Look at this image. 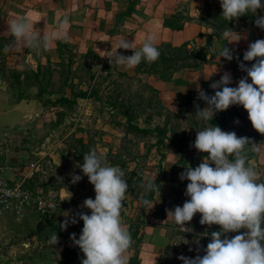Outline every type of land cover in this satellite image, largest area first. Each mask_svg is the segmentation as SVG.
I'll list each match as a JSON object with an SVG mask.
<instances>
[{
	"label": "rangeland",
	"instance_id": "374dc122",
	"mask_svg": "<svg viewBox=\"0 0 264 264\" xmlns=\"http://www.w3.org/2000/svg\"><path fill=\"white\" fill-rule=\"evenodd\" d=\"M2 1L0 0V15ZM257 15L264 16V10H258ZM242 17L255 23L256 17L251 13ZM211 19L215 18L211 16ZM55 47L47 48L46 53L41 48H32V51L39 52L46 61L47 53L53 52ZM0 54V163L9 166L10 177L27 175L29 188L44 189L54 201L53 208L47 211L34 202L0 211V264H61L65 247L75 245L71 233H75L77 239L82 234L76 232L84 226L78 213L91 214L90 209L83 207L84 200L95 199L96 196L94 185L79 167L83 163L84 154L93 148L105 155L107 164L118 166L125 172L124 178L129 190L121 214L124 224L137 220L151 222L153 216L161 213L163 208L177 204L181 187L174 172L169 169L171 158L167 157L166 151V146L169 147L171 143L169 139L166 138L164 145L157 147L154 145L157 132L144 135L134 130L128 131L125 122L119 123L121 117L112 113L103 101L94 97H78L74 103L59 101L52 104L44 102L47 93L37 95L39 88L35 86L26 83L14 87L9 85L6 78L12 68L16 66L24 70L25 64L36 66L37 62L26 49L10 52L1 50ZM229 61L232 63L233 59ZM240 63L247 64L242 59L235 70L240 69ZM100 65L98 63L96 66L97 73L101 72ZM2 74L5 77L1 78ZM59 83L57 80L56 86ZM108 85L109 79L102 82L100 89L103 94L109 89ZM137 85L132 80L131 92L136 90ZM214 94L215 92L212 93ZM180 98L174 104L175 109L167 105L164 98L163 102L178 113ZM182 103V113L170 118L168 135L173 131L197 135V131L202 130L207 123L204 121L203 124L202 119L196 116L198 96L192 95L190 102L183 98ZM191 104H194L195 109L191 110ZM202 104L203 108L207 107L204 100ZM216 114L221 116V112ZM146 115L147 113H142L139 118L142 125L146 124ZM164 122L165 116L155 114L148 125L154 127L157 123ZM246 131L251 135L253 143L263 142L264 134L253 127ZM238 136L245 137V134ZM195 150V147H189L180 159L184 172L186 167L195 168L203 162L204 158L196 159ZM246 152L249 159L255 155L250 145ZM253 165L262 176L261 164ZM74 175H79L82 179L73 183ZM146 177L149 180L156 177L158 191H146ZM143 199H149L154 205L153 208L148 210ZM73 219L78 222L72 223ZM200 219L201 217L195 215L183 228L179 225L172 226L170 232L177 246L170 243L164 257L168 260H159V264H184L179 259L180 256L194 259L200 255L196 250L197 246L203 245L206 242L204 237L207 236V226L201 225ZM65 221L68 222L66 229L61 227ZM55 225L70 233L56 234L59 242L52 245L49 237L53 235ZM243 231L245 230L242 229L241 232ZM70 254L73 257L71 264H81L82 259L86 258L78 246Z\"/></svg>",
	"mask_w": 264,
	"mask_h": 264
},
{
	"label": "clouds",
	"instance_id": "9594fccd",
	"mask_svg": "<svg viewBox=\"0 0 264 264\" xmlns=\"http://www.w3.org/2000/svg\"><path fill=\"white\" fill-rule=\"evenodd\" d=\"M220 3L222 17L226 20L231 22L251 13L256 17V26L264 29V16L257 15L258 10H264L262 0H220ZM8 24V32L15 41L37 50L49 46L50 38L34 32L31 21L15 20ZM68 24L69 20L63 19L58 25L60 32ZM223 37L232 38V29L225 30ZM239 40L232 38L229 43ZM120 48L131 49L134 54H119L117 49ZM219 55L233 59V53L227 46ZM159 57L158 42L152 34L145 38L139 50L135 41L121 39L113 56H109L111 64L115 61L127 69L138 66L142 61L155 62ZM243 60L254 63L251 67L240 63V69L247 76L239 80L238 87L228 86L232 77L227 72L211 84L216 89L214 95H207L197 86L198 98L204 100L207 107L201 109L197 105L196 116L209 121L217 112L241 105L248 112L253 128L264 134V39L251 43L243 54ZM249 145L256 151L260 150V146L249 138L239 137L234 131H224L219 126L210 125L197 131L193 146L208 155L199 166L186 167V171L181 173V180L190 181L185 193L190 199L182 207L168 210V218L183 228L200 213L201 225H218L220 230L211 232L205 255H197L194 259L180 256L184 264H264V182H259L261 174L249 160L246 152ZM79 167L94 185L96 193L95 199L87 198L83 202V207L90 209L91 214L78 213L84 225L82 234L79 239L75 233L71 235L74 244L86 257L81 264H128L127 253L133 241L121 218L129 190L125 172L118 166L107 164L105 155L96 148L84 154ZM81 179V176L74 175L73 183ZM157 185L156 177L151 180L146 177V191H158ZM143 204L148 210L154 206L149 199H143ZM77 222L72 220V223ZM67 226V221L61 225L65 229ZM242 229L245 231L241 232ZM228 233L239 234L228 238ZM58 242L56 234L49 237L50 244Z\"/></svg>",
	"mask_w": 264,
	"mask_h": 264
},
{
	"label": "crops",
	"instance_id": "0c3cea01",
	"mask_svg": "<svg viewBox=\"0 0 264 264\" xmlns=\"http://www.w3.org/2000/svg\"><path fill=\"white\" fill-rule=\"evenodd\" d=\"M127 3L128 0H3L0 15V51H24L28 47L15 41L8 32V23L25 19L32 22L34 32L50 38L47 48L55 47L57 39L61 38L75 43L81 51L95 49L103 59L113 56L121 39L135 41L138 50L150 34L156 37L158 43L168 40L179 45L187 40H196V45H203L207 38L205 35L201 36L200 32H213L214 27L211 23L200 22L199 18L206 17L209 10L222 12L220 0H139L135 10L117 27V14L126 8ZM179 9H183L194 19L187 21L183 28L174 29L165 23V18ZM65 18L69 20V24L63 32H60L58 25ZM227 29H232V38L240 40L229 43L232 38L223 37V32ZM227 29L222 31L221 37L217 35L212 37L210 49L217 53L214 62L194 70L183 68L177 71L171 80H164L153 74L149 76V81L161 89L165 103L172 109H175L174 104L179 97L190 91L198 94L197 86L203 90L202 81L213 74L229 73L233 87H238L239 80L247 76V73L241 69L233 70L231 62L220 57L219 53L224 48L223 39H226L228 48L232 52H244L257 39H264V29L244 17L232 20ZM54 33L56 35H53ZM117 52L125 56L134 54L133 50L123 48L117 49ZM252 63L254 61L247 62L245 66L251 67ZM118 67L131 74L136 69V67L127 69L121 65ZM249 83H251L250 78ZM231 123L230 129L226 131H234L241 136L245 134V137L252 140L251 135L246 131L253 127L250 123L237 117H232ZM262 140L263 142L256 143L260 146L259 151L254 150L250 145L255 155L249 160L261 164L263 168L261 181L264 182V139ZM166 147L167 157L171 158L169 169L174 172L177 182L180 183L181 194L176 205L166 208L165 215H154L151 222L141 228L139 234L142 237L139 242L131 236L133 243L127 254L130 261L131 255L139 247L137 264H159V260H168L164 257L169 244L177 246L170 232L172 226L177 224L172 218H168V210L174 211L176 206L182 207L185 201L190 199L185 195L190 181L180 179L181 173L184 172L179 161L180 154L171 143ZM125 225L131 232V223Z\"/></svg>",
	"mask_w": 264,
	"mask_h": 264
},
{
	"label": "trees",
	"instance_id": "16d2710c",
	"mask_svg": "<svg viewBox=\"0 0 264 264\" xmlns=\"http://www.w3.org/2000/svg\"><path fill=\"white\" fill-rule=\"evenodd\" d=\"M139 0H128L126 8L117 14L116 26L119 27L127 15H130L136 8V4ZM211 16L215 19H211ZM194 18L190 16L184 10H177L172 13L171 16L165 18V23L174 29H181L184 27L187 21H191ZM200 22L211 23L214 27L213 32H200V35L206 36V42L203 45H196V40H187L179 45L173 44L171 41L163 40L158 43V48L160 51V57L157 61L148 63L142 61L138 66H136L134 73H128L121 70L118 64L113 61L110 63V58L103 59L95 49H88L86 51H81L78 49L77 45L69 40L57 39V44L53 52L47 53L46 61L39 52L32 51L31 47H27L26 51L31 53L37 65L25 64L24 70L17 68L16 66L10 70L9 77H7V82L9 85H20L26 83L30 86H35L39 88L37 95L45 96V101L47 103H74L77 101L78 97H94L98 100L103 101L112 113L120 116L122 120L119 123L126 124L128 131L134 130L140 132L144 135L153 134L157 132V141L154 145L160 147L164 145L165 139H169L171 144L176 148V152L180 154V159L183 157L187 149L194 145L196 135H190L186 132L179 133L173 131L171 135H168V123L171 116H175L183 111L182 99L185 98L189 102L192 95H197L194 91H190L178 100L180 110L177 112L172 111L163 102L161 89L155 87L148 79L150 75H155L158 78L164 80H171L175 73L183 68L189 69H199L207 63L215 61L216 52L210 49L212 42V37L217 35L221 37L222 31L229 28L232 21H228L222 17V12L209 10L206 17L199 18ZM219 21V22H216ZM224 47L227 46L226 39H223ZM139 50V49H138ZM41 51L47 52V48L41 47ZM245 52V51H244ZM244 52L233 53V62L231 67L233 70L237 67L240 60L243 59ZM2 55V54H0ZM7 54L4 55L6 58ZM239 57V59H236ZM248 62V61H245ZM101 65V72L97 73V64ZM105 71V73H104ZM223 75L213 74L208 79L202 81L203 91L206 94L212 95L216 89L211 87L212 83H215L217 79H221ZM5 77L2 74L1 78ZM125 78L118 79V78ZM99 79V80H98ZM109 79L110 85L107 90L108 94H103L100 87L102 82ZM59 80L60 83L56 86V81ZM136 81L138 83L137 88L134 92L131 88V83ZM125 82V83H123ZM86 87H83V85ZM233 87L232 83L228 85ZM70 92H68V90ZM222 90V89H221ZM57 94V96H53ZM133 98H137L134 100ZM199 99V98H198ZM192 109L194 104H191ZM199 107L203 109L202 99H199ZM152 109V110H151ZM154 109V110H153ZM142 113H147L145 123L142 125L139 122V118ZM165 116V122L163 124L157 123L154 127L148 125L154 115ZM237 117L247 123H251L248 118V112L241 105L231 106L228 110L222 111L221 116L215 114L212 120L205 121L203 129L207 126H219L222 130L226 131L230 129L232 123L231 118ZM198 122V121H197ZM202 129V130H203ZM194 147V146H193ZM208 154L201 153L197 150L196 159L201 160L205 158ZM166 208H163L161 213H156L157 216L165 215ZM196 216L201 217L200 213ZM131 223V236L136 238V241L141 240L142 235L139 234L141 228L149 224L150 222H142L137 220ZM207 226L206 234L204 237L206 242L203 245L197 246V252L200 256L205 255L204 249L207 248V244L211 241V232L219 231L220 226L212 225ZM76 232L82 233V229L76 230ZM68 231L62 230L55 225L53 229V234L67 235ZM73 234V233H71ZM239 233H228L226 234L228 238H232ZM77 245L66 246L63 255L64 260L61 264H71L72 256L70 252H75ZM138 250L131 255L130 264L139 263Z\"/></svg>",
	"mask_w": 264,
	"mask_h": 264
},
{
	"label": "built area",
	"instance_id": "2783aa9c",
	"mask_svg": "<svg viewBox=\"0 0 264 264\" xmlns=\"http://www.w3.org/2000/svg\"><path fill=\"white\" fill-rule=\"evenodd\" d=\"M9 166L0 163V211L19 208L34 202L44 211L54 206L50 195L42 188L31 189L27 185V175L10 177Z\"/></svg>",
	"mask_w": 264,
	"mask_h": 264
}]
</instances>
